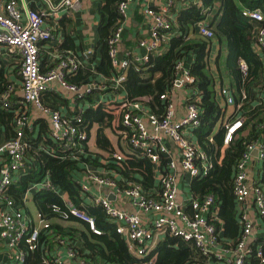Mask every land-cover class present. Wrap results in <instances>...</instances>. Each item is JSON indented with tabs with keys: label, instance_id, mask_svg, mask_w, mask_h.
Here are the masks:
<instances>
[{
	"label": "built area",
	"instance_id": "1",
	"mask_svg": "<svg viewBox=\"0 0 264 264\" xmlns=\"http://www.w3.org/2000/svg\"><path fill=\"white\" fill-rule=\"evenodd\" d=\"M32 0H0V56L8 58L13 65L9 69L8 86L0 97L3 109L13 112L14 135L0 144V155L6 161L0 167V238H2L10 251V260L7 264H22L26 258V252L18 249L20 242L27 244L29 250L36 248L40 231L48 228L41 214L38 218L41 227H34L25 214L23 204L15 201L7 195V191L15 177L26 171L28 164L26 156L30 149V133L33 130L32 114L34 108L50 120L52 132L48 134L54 141L62 140L63 147L79 148V153L86 149L81 143L89 140L88 132L79 127L82 121L81 114L89 108H95V103L82 104L78 113L72 116L63 115L60 109L46 105L44 95L51 90L52 83L59 84L71 94L72 100L84 101L96 92L108 90L120 94L123 82L126 79V69L131 64L142 65L149 61L152 53H157L170 44L174 36V19L172 14V2L159 10L146 9L153 25L149 37L141 39L139 46L145 50L142 56L133 55L120 57L119 45L123 38V32L128 19V11L132 0H122L118 5L120 22L114 33L108 39V51L112 66L119 71L113 78L101 77L98 80H90L82 86L71 84L67 77L75 74L84 64L90 61L94 50L86 49L81 55L72 51L50 52L53 64L43 69V49L55 38V21L63 14H69L78 10L83 0H40L42 7L33 8ZM183 3L200 2V0H180ZM243 15L249 17L256 27L255 42L259 52L264 57V14L261 10L243 9ZM200 33L207 39L213 38L215 30L200 22ZM182 59L176 64V79L172 92L161 96L166 102L162 114L148 111L141 100L130 101L124 99H112L106 103L115 105L116 122L123 126L120 131L127 140L130 149L137 150L142 157L159 168L162 157H168L165 170L167 173L157 176L156 185L145 189L141 183L124 179L117 172H112L104 166L97 168L88 163L85 165V181L78 182L81 185L84 203H89L90 187L87 181H93L99 186L111 187L119 197L130 200L137 212H129L112 201L107 196H96L92 204L100 205L107 213L109 220L115 225L119 233L127 242L129 251L139 257L145 258L152 254L157 244L166 235H174L185 241H193L195 247L205 256L203 264H264V186L258 178L250 177V164L252 160L264 164V142L257 139L248 144L247 150L238 164L233 184V194L240 211L241 234L238 239L229 240L223 237V226L216 225L217 206L212 194L203 197L189 198L190 211L178 200L179 185L177 175L179 169L191 177L206 176L212 166L206 154L199 149L184 130H196L201 125L200 111L197 100L194 99V77L190 75V68ZM9 64V61H7ZM15 62V63H14ZM19 66L15 73L20 76V97L15 100L16 83L11 79V69ZM240 70L244 76L248 74V65L243 60L239 61ZM176 87L186 88V113L176 122V105L173 93ZM221 94L228 105H235V112L243 103L237 105L229 86L221 88ZM68 95V94H67ZM247 99V93L243 91V100ZM102 102V103H105ZM77 118L75 122L71 120ZM243 119L237 118L226 121L227 134L224 145L232 140L233 134L243 126ZM164 137H168L178 146L180 162L171 157L170 151L164 143ZM213 142V137H210ZM88 150V147H87ZM89 151V150H88ZM257 153L254 155V153ZM54 154V151L52 152ZM112 161L120 162L123 154L114 152ZM74 160L80 156L74 155ZM111 160L103 159L108 164ZM35 183V182H34ZM34 185V184H33ZM37 190L55 189L49 178V173L41 182H36ZM60 192V191H59ZM28 191L24 199L28 196ZM69 206L70 212L90 223L95 232L94 220L85 212L74 207L72 201L60 192ZM23 199V201H25ZM65 216H68L64 213ZM254 216V217H253ZM257 219V220H256ZM259 223V224H258ZM260 230L258 229V225ZM70 259L76 258L73 246L65 245ZM82 264L84 261L79 260ZM47 264H68L64 258L55 254Z\"/></svg>",
	"mask_w": 264,
	"mask_h": 264
},
{
	"label": "trees",
	"instance_id": "2",
	"mask_svg": "<svg viewBox=\"0 0 264 264\" xmlns=\"http://www.w3.org/2000/svg\"><path fill=\"white\" fill-rule=\"evenodd\" d=\"M100 44L102 58L97 71L103 77L113 78L119 74L111 62L108 51V39L114 33L120 22L118 5L122 0H100ZM214 4V0H200V2L184 3V7L177 15V23L181 31L194 21H204L207 9ZM259 9L264 14V0H222V18L214 29L215 34L209 40L187 42L182 37L173 38L167 50L152 53L149 61L142 65L131 64L125 71L123 91L130 101L141 100L148 111L162 114L166 102L161 99L163 94L172 92L176 79V64L185 59L187 54L195 52V59L191 64L190 75L194 77L192 93L200 111L201 125L195 130L197 145L212 164L208 174L195 177L191 182V192L195 197L212 194L217 206L216 225L223 226V237L237 240L241 234L240 211L233 194V184L237 167L243 158L247 146L254 140L264 142V57L255 43L256 27L249 17L243 15V9ZM213 25V23H211ZM217 38L225 41L228 48L226 68L230 78V89L237 105L242 107L235 112L234 119H243V126L237 130L232 140L224 145L227 128L222 123L225 111L218 100V89L214 74L209 69L210 45ZM248 65V74L244 76L240 70L239 61ZM91 68V67H90ZM19 66L15 67L18 71ZM47 69V68H43ZM220 69V67L218 68ZM92 69L81 67L75 74H69L67 80L71 84L82 86L92 78ZM160 74L159 77L156 75ZM9 70L8 62L0 56V97L7 89ZM220 75L222 73L220 72ZM243 91L247 99L243 100ZM115 105L100 103L95 108L86 109L82 114L79 127L89 133L94 122L102 125L110 124L117 134H121L123 126L116 120ZM0 121L9 129L13 121V112L3 109L0 104ZM221 123V130L214 135V129ZM103 127V126H102ZM44 128V129H43ZM105 128V127H104ZM43 136L30 139V149L26 156L27 170L18 174L10 185L7 195L15 201L24 204V195L32 183L41 182L49 173V178L55 189H38L32 196L34 205L41 214L48 228H42L39 240L34 250H29L27 244L20 242L19 250L27 253L22 264H47L57 253L58 249L73 246L76 258L84 264H203L205 256L198 250L193 241L166 235L160 241L151 255L139 258L133 255L126 240L116 231L115 225L109 220L104 208L100 205L84 203L78 163H101L103 166L117 172L120 177L129 181L141 183L145 189L156 185L153 164L149 158L142 157L137 150L130 149L123 153L120 162L112 161L114 152L111 142L104 131L98 136L99 145L109 152L108 156H98L87 150L83 153L79 148L55 147L50 155L55 141L48 136L47 124H43ZM213 137V142L210 140ZM74 155L80 156L79 161ZM105 160H111L106 164ZM162 165L166 167L167 159L162 157ZM260 182L264 186V169L260 175ZM64 192L74 207L85 212L94 220L95 232L90 223L70 212L69 206L60 192ZM67 214L68 216L64 215Z\"/></svg>",
	"mask_w": 264,
	"mask_h": 264
},
{
	"label": "crops",
	"instance_id": "3",
	"mask_svg": "<svg viewBox=\"0 0 264 264\" xmlns=\"http://www.w3.org/2000/svg\"><path fill=\"white\" fill-rule=\"evenodd\" d=\"M172 2V14L174 19V28H173V38L182 37L184 41L187 42H198L201 39L209 40L204 37L200 33V22L208 25L210 28L216 29V25L222 18L221 12V5L222 0H214V4L210 9H207V17L204 21H194L192 24L187 26L185 31H181L180 26L177 23V15L179 11L185 6L183 2L180 0H132L129 11H128V19L126 21V25L123 32V38L119 45L120 50V57L125 58L128 56L139 55L142 56L145 53V50L140 48L139 43L141 39L149 37L153 25L152 17L146 14V9L152 8L155 10H159L162 7L168 5L169 2ZM101 1L100 0H83L81 6L78 10H75L69 14H63L59 16V18L55 21V38L47 45V49H43L44 57L42 59V66L43 68L50 67L53 64L52 57L50 52L52 51H64L69 50L74 52L76 55H81L86 49L93 48L94 50V57L88 61V63L84 64V69H92V78L90 79H100L102 74L97 71L98 66L100 65L101 58H102V48L100 47L99 43L96 42L98 38V33L96 32V28L100 25V7ZM31 7L39 8L42 7V2L40 0H32L30 2ZM213 23V25L211 24ZM100 35V34H99ZM171 39V40H172ZM170 40V41H171ZM222 44L221 41H219ZM169 46L166 48L161 49L157 53H161L168 49ZM101 48V50H100ZM213 50V40L210 45V51ZM6 61L12 63L8 58L3 57ZM195 59V52L187 54L185 57V63L187 67H190ZM15 63V62H14ZM91 67V68H90ZM217 66V73L220 76V83L221 85L218 86V79L214 70L212 69V65H210V55H209V69L214 74L216 79V85L218 89V100L221 106L224 108L225 115L223 118L222 123L229 121L232 116L235 114L236 104L235 105H228L226 103L225 98L221 94V88L226 87L225 77L227 76L228 72L224 73L223 69ZM15 68L11 69V79L16 83V94L15 100H17L20 96V76L15 73ZM220 72L222 75H220ZM229 75V74H228ZM157 77L160 74L156 75ZM228 79V78H227ZM228 81V80H227ZM228 86L230 87V80ZM52 89L48 90V92L44 95V101L46 105H50L52 107H57L60 109L63 115L72 116L78 113V108L82 104H89L95 103L96 106L98 103L107 102L112 99H124L126 98L125 91L123 89L120 91V94H117L114 91L108 90L106 92L100 93L96 92L94 95L87 97L84 101H79L77 99L72 100L71 94L68 92L66 93L65 90L59 89V84L56 82L52 83ZM68 94V95H67ZM186 88L184 87H176L173 93V100L176 105V115L175 120L179 122L186 113ZM222 95V96H221ZM105 102V103H106ZM31 118L33 123V130L30 133V137L33 139H38L40 136H43V124H47V127L50 125L49 117L46 115H42L36 109L31 108ZM100 126H103L101 129H105L106 127L100 123ZM105 127V128H104ZM107 129V128H106ZM101 131V130H100ZM184 132L190 136V138L197 142V137L195 136V130H190L189 128L185 129ZM105 133V132H104ZM116 133V132H115ZM117 134V133H116ZM14 135V123L13 121L10 122V128L8 129L1 121H0V144L6 141L7 139L11 138ZM118 135V144L121 147V151L117 150L116 144L111 143V150L113 152H118L123 154L125 151H129L127 140L124 137V134H117ZM91 136V127L88 133V137L90 139ZM107 136V135H106ZM108 137V136H107ZM110 140V139H109ZM89 141V140H88ZM87 141V147L89 152H93ZM111 142V141H110ZM164 143L167 146L168 150L170 151V155L174 158L177 162H180L178 146L171 141L168 137H164ZM104 149V148H103ZM117 150V151H116ZM96 153V152H95ZM112 153V152H107ZM109 154V155H110ZM98 156L99 155L97 153ZM166 159H169L166 157ZM6 161V158L0 155V167ZM162 160L160 161L159 168L155 164H153L154 169V177L157 182H159L157 176L159 177L161 174L167 173L165 170V166L162 165ZM264 169V164L252 160L250 164V177L251 179L256 177L258 178L261 175ZM161 173V174H160ZM260 178V177H259ZM79 181H85L84 176L79 177ZM193 177L185 173L182 169H179L177 175V182L179 185V194L178 200L180 203L184 205L187 211H190L189 207V198L192 197V192L190 189L191 182ZM90 187V199L88 200L89 203L92 204V199L96 196H107L112 201H115L118 205L123 207L125 210L129 212H137V209L133 206L130 200L125 199L123 197H119L115 194V190L111 187L107 186H99L93 181L86 182ZM34 184V185H33ZM37 191V186L35 183H32L28 187V196L25 201L23 202L25 214L30 220L31 225L34 227H41L40 220L38 218V210L33 203L32 196ZM85 197H83V200ZM254 217V216H253ZM257 220V219H256ZM259 224V223H258ZM257 224V225H258ZM258 229L260 230V226L258 225ZM58 255L64 258L68 264H82L79 260L70 259L67 255L66 248H59L57 251ZM10 260V251L7 249L6 242L0 238V264H7Z\"/></svg>",
	"mask_w": 264,
	"mask_h": 264
},
{
	"label": "rangeland",
	"instance_id": "4",
	"mask_svg": "<svg viewBox=\"0 0 264 264\" xmlns=\"http://www.w3.org/2000/svg\"><path fill=\"white\" fill-rule=\"evenodd\" d=\"M96 32L98 33V38H97V41L96 42L99 43V41H100V35H99L98 27L96 28ZM256 47H257V44H256ZM100 50H101V48H100ZM227 56H228V48H227L226 42L223 41L222 44H220L219 40L217 38H215L213 40V50L210 51V65H212V69L214 70V72L216 71L215 74H216V77L218 79V86H220L221 83H220V76L217 73L216 67L217 66H220L223 69L224 73H226L227 72V68H226V59H227ZM93 57H94V54L92 55V58ZM12 65H13V63H10L9 62V64H8V70L11 68ZM229 80H230V78H229V75L227 74V76L225 77V83H226L225 85L226 86H228V83L227 82H229ZM71 98H72V96H71ZM76 119L77 118H74L71 121L72 122H75ZM100 125H101L100 123L94 122L93 125L91 126V136H90V139L88 141L90 149L93 152H96V153H98L99 155H102V156H108L110 154V153H107L109 151H107L106 149H103L99 145V143H98V136H99L100 133H102V132H100V130L101 131L103 130L105 132V134L108 136V138L110 139L111 143L117 145V147H115V148L117 150L121 151V147L118 144V135L115 133V131L111 127H109L110 124H106L105 125V127L107 129L106 128L105 129H101L103 127L100 126ZM220 130H221V123H219L216 126V128L214 129L213 134L214 135L218 134ZM47 131H48V134H49V132L50 133L52 132V128L50 127V125L47 127ZM60 146H64L63 141L62 140L55 141V144L53 145V147H51V151H49L50 155H52V152L54 151V148L55 147H60ZM79 160H81V159H79ZM79 160H77V161H79ZM78 164H80L82 168H79L78 167L76 169L77 172L81 173L80 176L81 175L82 176H85V173H84L85 165L88 164V163H78ZM93 166H95L97 168H104V166L101 163H99V164L96 163ZM0 232H1V230H0ZM26 255H27V253H26Z\"/></svg>",
	"mask_w": 264,
	"mask_h": 264
},
{
	"label": "water",
	"instance_id": "5",
	"mask_svg": "<svg viewBox=\"0 0 264 264\" xmlns=\"http://www.w3.org/2000/svg\"><path fill=\"white\" fill-rule=\"evenodd\" d=\"M257 153L255 152L254 155H256Z\"/></svg>",
	"mask_w": 264,
	"mask_h": 264
},
{
	"label": "bare ground",
	"instance_id": "6",
	"mask_svg": "<svg viewBox=\"0 0 264 264\" xmlns=\"http://www.w3.org/2000/svg\"><path fill=\"white\" fill-rule=\"evenodd\" d=\"M234 135V134H233Z\"/></svg>",
	"mask_w": 264,
	"mask_h": 264
}]
</instances>
